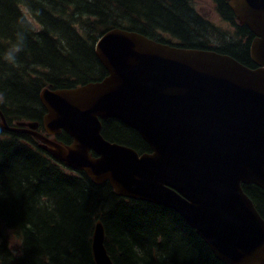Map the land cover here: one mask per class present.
<instances>
[{"label":"trees","instance_id":"trees-1","mask_svg":"<svg viewBox=\"0 0 264 264\" xmlns=\"http://www.w3.org/2000/svg\"><path fill=\"white\" fill-rule=\"evenodd\" d=\"M38 1L37 6L50 18L51 7L60 13L71 5L75 15L91 14L106 23L130 19L144 33L158 26L178 36L186 46L202 47L208 37L218 39L209 32L207 23L194 15L187 0ZM219 5L228 13L225 5ZM40 21L44 24L42 33L51 29L52 36L42 39L32 34L14 0H0V35L15 44V31L24 29L26 40L21 52L26 57L58 71L77 75L96 72L94 55L82 47L85 42L69 23ZM218 48L242 62L250 61L247 43L241 40ZM7 51L0 46L2 59ZM0 66L4 98L26 115L34 114L37 98L32 85L14 78L12 64ZM6 106H1V112L6 113ZM107 128L103 125V133L110 139L135 148L147 147L135 131L119 122ZM246 191L264 219V191L254 185ZM100 195L107 199H95ZM113 196L110 188L97 184L89 187L81 173L70 174L29 144L16 145L0 137V264H94L90 237L98 219L106 228L105 244L114 264H223L173 210L153 204L146 208L115 204ZM155 246L162 250L153 249Z\"/></svg>","mask_w":264,"mask_h":264},{"label":"water","instance_id":"water-1","mask_svg":"<svg viewBox=\"0 0 264 264\" xmlns=\"http://www.w3.org/2000/svg\"><path fill=\"white\" fill-rule=\"evenodd\" d=\"M236 1L240 5L247 4V0ZM257 1L264 6V0ZM257 33L264 40V31ZM218 60L223 65L228 83L227 116L245 125L241 142L242 148L251 156L248 165L227 166L216 152L217 142L211 144L201 137L180 138L163 156H153L139 169L137 179L140 185L131 197L162 204L178 212L199 231L213 255L222 263L263 264L264 223L251 200L241 193L239 184L254 183L264 189V90L257 83V73L244 72L243 65L228 56L218 57ZM60 124L67 133L76 137L77 144L61 147L51 143V151L59 161L90 174L89 140L85 129L76 120H64ZM228 160L233 166L238 163L232 158ZM242 166L246 168L243 174ZM115 174L122 175L119 171ZM169 186L180 191L188 201ZM112 191L122 193V189L115 186ZM104 241V229L98 225L91 242L95 264H113Z\"/></svg>","mask_w":264,"mask_h":264},{"label":"clouds","instance_id":"clouds-1","mask_svg":"<svg viewBox=\"0 0 264 264\" xmlns=\"http://www.w3.org/2000/svg\"><path fill=\"white\" fill-rule=\"evenodd\" d=\"M26 40V35L23 31H18L16 33V43L13 44L9 50L5 53L4 59L7 60L9 63L16 62V55L23 50V45ZM4 102V96L0 93V103Z\"/></svg>","mask_w":264,"mask_h":264},{"label":"flooded vegetation","instance_id":"flooded-vegetation-1","mask_svg":"<svg viewBox=\"0 0 264 264\" xmlns=\"http://www.w3.org/2000/svg\"><path fill=\"white\" fill-rule=\"evenodd\" d=\"M64 71H66V70H64ZM23 72H24V68H23V66L21 65V64H19V66L18 67H14L13 66V75H14V78L17 76V77H19L23 82H24V80H23ZM8 78H10V75H8V77L6 78L7 80H8ZM0 93H1V91H0ZM5 99V98H4ZM5 102H6V104H7V108H8V110L10 111V113L13 115V116H16V117H22V118H24L25 120H27V122L30 124V125H39V123H38V121H35V120H30V119H27L26 117H24V116H21L20 114H25V113H23V112H21V111H19V109L16 107V105H15V107H16V109L20 112L19 113V115L18 114H14L13 113V110H12V102L11 103H9L6 99H5ZM1 106V105H0ZM4 106V105H3ZM37 108V107H36ZM12 123V121H11V118H9L8 119V123H10V122ZM14 122H18V119L17 120H13ZM13 122V123H14ZM1 125V124H0ZM2 126V125H1ZM68 141V139H66L65 140V142H67Z\"/></svg>","mask_w":264,"mask_h":264},{"label":"rangeland","instance_id":"rangeland-1","mask_svg":"<svg viewBox=\"0 0 264 264\" xmlns=\"http://www.w3.org/2000/svg\"><path fill=\"white\" fill-rule=\"evenodd\" d=\"M209 20L211 21V22H213V23H215V22H217V20H216V18H214V17H210L209 18ZM24 30V29H23ZM23 30H18V31H23ZM18 31H15L16 33L18 32ZM213 37H208L207 39H212ZM57 50H58V48H55V52H57ZM64 57L65 58H68V57H66L65 55H64ZM17 60L19 61V63L22 65V66H26L27 65V60H28V58L27 57H25V56H19L18 58H17ZM3 69V67H1L0 66V70H2ZM81 70V69H80ZM7 80V79H6ZM12 110H13V113L14 114H18L19 115V111L16 109V107H15V105L12 103ZM3 135H6V132H4V134ZM153 249H159V250H162L161 248H158L157 246H155V247H152Z\"/></svg>","mask_w":264,"mask_h":264}]
</instances>
